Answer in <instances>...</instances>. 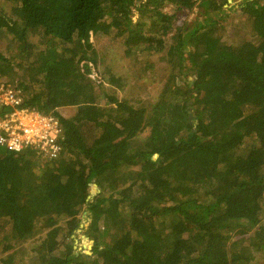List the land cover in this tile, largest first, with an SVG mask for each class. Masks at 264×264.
<instances>
[{"label": "trees", "instance_id": "trees-1", "mask_svg": "<svg viewBox=\"0 0 264 264\" xmlns=\"http://www.w3.org/2000/svg\"><path fill=\"white\" fill-rule=\"evenodd\" d=\"M202 1L205 14L229 6ZM0 6V45L11 39L20 59L0 53V82L62 128L52 160L0 147V264H264V0L233 5L253 37L236 44L221 41L219 19L174 25L188 0ZM99 32L123 38L126 57L142 43L165 53L160 68L171 72L156 103L101 91L117 80L97 72L90 36ZM90 183L98 198L89 200ZM89 205L90 256L73 250Z\"/></svg>", "mask_w": 264, "mask_h": 264}, {"label": "rangeland", "instance_id": "rangeland-1", "mask_svg": "<svg viewBox=\"0 0 264 264\" xmlns=\"http://www.w3.org/2000/svg\"><path fill=\"white\" fill-rule=\"evenodd\" d=\"M237 1L238 0H229V6H227V8H223V10L219 12L214 11L207 14H205L204 12L208 9L202 7V1L197 6H192V8L190 9H184L183 11H180L176 16L177 21H174L173 24L177 27H184L185 23L188 25L191 21L201 22L206 17H210L212 18V20L219 19L218 21L220 24L228 27V30L225 32L226 34L223 35L221 41H227L236 44L237 41L243 42L246 40H253V37H251L252 32L250 26L245 22V16L242 15L239 9L232 8ZM0 7H2V9L6 13L8 12L7 7ZM172 7V5H168L164 8L163 11L168 14H173L174 11ZM137 17H139L138 13H136V11H134L133 9V24L137 21ZM143 20L147 24V26L144 28L146 29L149 25L148 20ZM10 40L11 39H8L4 45H0V53H2V55L7 59H14L12 62L16 65L20 61V59L14 57L16 55V52L14 50V43H12ZM122 40L123 38L120 37H118L117 39H113L112 33L106 35L99 32L90 36V41L92 42L93 49L97 52L99 58L97 66V72L99 76L101 77V79L104 77H108L109 79L113 78V80H117V82H114L112 84L109 80H105V82H103V85H101V91L106 92L108 95H111L109 90L112 91L114 88L117 90V93L115 94L117 99L120 100L121 98H125L131 104L156 103L165 85V80L166 78H168L171 72V67L169 65L164 70H161L160 68V66L163 64V56H165V53H161L159 51H151L149 50V48H147V44L142 43L135 46L134 49L130 51V56L126 57L124 53L127 47L122 44ZM166 46H168V42ZM182 51L186 52L187 49H183ZM177 53L179 52L177 51ZM155 63H159V66H153V64ZM18 70L20 69H14V71ZM99 76L94 74L95 82L99 81ZM20 79L21 75L14 78V80H17V82L21 81ZM189 80H191V78H189ZM175 82L177 84V88L179 89V91L176 92L177 96L181 97V81L177 79ZM11 86L16 87L15 85ZM185 100H187L186 97L185 99H182V102ZM100 103H107L105 97H103V100ZM188 104H191V102H188ZM60 111L61 114L63 112V114L66 115V112H64V110ZM69 112L72 113V110L69 109ZM191 120L193 122L192 117ZM193 126H195V123ZM146 136L147 134L145 132L142 133L141 139L143 140ZM89 186L90 196L88 199L90 200L92 198H98V196H96L98 193L97 187L92 183H90ZM101 198L106 199V194L99 197V199ZM89 209L90 205L85 206L82 210V213L79 215L81 222L77 231L78 237L74 241L75 248H73V250L75 251V254H84L90 256L92 252V250H89L87 248L85 241L82 239V231L85 229L86 225H88L87 223L91 220ZM97 227L101 230L99 221L97 222ZM96 235L97 233H95V236ZM86 252H88V254Z\"/></svg>", "mask_w": 264, "mask_h": 264}, {"label": "built area", "instance_id": "built-area-1", "mask_svg": "<svg viewBox=\"0 0 264 264\" xmlns=\"http://www.w3.org/2000/svg\"><path fill=\"white\" fill-rule=\"evenodd\" d=\"M197 6L202 0H188ZM22 90L0 82V147L12 152L31 149L37 157L52 160L62 151L58 118L22 107Z\"/></svg>", "mask_w": 264, "mask_h": 264}, {"label": "water", "instance_id": "water-1", "mask_svg": "<svg viewBox=\"0 0 264 264\" xmlns=\"http://www.w3.org/2000/svg\"><path fill=\"white\" fill-rule=\"evenodd\" d=\"M189 119H190V120H189V122H188V126H187V128L190 127V126L192 125V122H191V116H189ZM193 132H196L195 129L193 130ZM86 253L88 254V252H86Z\"/></svg>", "mask_w": 264, "mask_h": 264}, {"label": "bare ground", "instance_id": "bare-ground-1", "mask_svg": "<svg viewBox=\"0 0 264 264\" xmlns=\"http://www.w3.org/2000/svg\"><path fill=\"white\" fill-rule=\"evenodd\" d=\"M86 227H87V226H86ZM85 230H86V228H85ZM85 230H84V231H85ZM84 231H83V232H84Z\"/></svg>", "mask_w": 264, "mask_h": 264}, {"label": "clouds", "instance_id": "clouds-1", "mask_svg": "<svg viewBox=\"0 0 264 264\" xmlns=\"http://www.w3.org/2000/svg\"><path fill=\"white\" fill-rule=\"evenodd\" d=\"M194 6V5H193Z\"/></svg>", "mask_w": 264, "mask_h": 264}]
</instances>
